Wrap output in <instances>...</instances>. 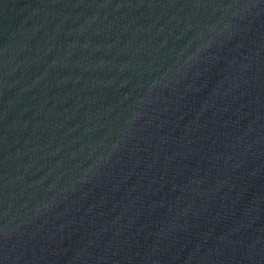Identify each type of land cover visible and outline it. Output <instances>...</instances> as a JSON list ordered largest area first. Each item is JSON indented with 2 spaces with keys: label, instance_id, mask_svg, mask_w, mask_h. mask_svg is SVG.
Instances as JSON below:
<instances>
[{
  "label": "water",
  "instance_id": "95a60500",
  "mask_svg": "<svg viewBox=\"0 0 264 264\" xmlns=\"http://www.w3.org/2000/svg\"><path fill=\"white\" fill-rule=\"evenodd\" d=\"M0 264H264V0H0Z\"/></svg>",
  "mask_w": 264,
  "mask_h": 264
}]
</instances>
